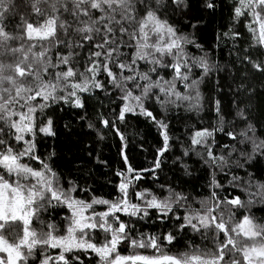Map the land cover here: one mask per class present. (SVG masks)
<instances>
[{
    "label": "snow or ice",
    "instance_id": "obj_1",
    "mask_svg": "<svg viewBox=\"0 0 264 264\" xmlns=\"http://www.w3.org/2000/svg\"><path fill=\"white\" fill-rule=\"evenodd\" d=\"M217 7V0H0V264H84L80 254L88 253L95 264H264V217L253 211L264 205V181L251 173L243 183L239 176L229 181L243 199L220 195L217 189L224 185L215 177L210 195L194 201L170 185H160L159 195L134 190L133 181L160 169V157L169 150V106L188 102L198 110L200 85L218 70L199 42L197 15ZM230 14L232 27L218 33L217 41H233L229 55L264 75V0H230ZM239 24L251 41L243 49L235 44L242 35L235 30ZM190 48L203 54L193 55ZM241 89L255 91L243 82ZM96 90L120 101L113 120L100 116L105 128L127 114L141 115L157 124L163 138L152 168L134 169L123 156L127 167L116 172L119 195L112 199L78 196L90 189L64 180L54 166V150L46 156L38 151L39 138L57 135L55 108L84 110ZM153 103L164 114L159 119L149 108ZM237 116L246 122L239 133L225 132L221 118L217 128L195 130L184 154L199 146L207 155L204 162L222 172L264 156V139L256 136L245 110ZM87 126L104 138L95 123ZM217 131L234 141L239 136L238 143L251 144V151L232 145L227 155L214 154ZM233 153L238 157L230 164ZM150 210L161 225L155 233H138L131 219H122L150 218ZM189 230L200 243L189 237L173 251Z\"/></svg>",
    "mask_w": 264,
    "mask_h": 264
},
{
    "label": "trees",
    "instance_id": "obj_2",
    "mask_svg": "<svg viewBox=\"0 0 264 264\" xmlns=\"http://www.w3.org/2000/svg\"><path fill=\"white\" fill-rule=\"evenodd\" d=\"M218 7L214 10L199 11L197 15L202 18L199 42L209 52L211 60L218 65V70L205 77L200 85L202 99L201 107L198 110L188 108V102L184 106L176 108L169 106L166 114L168 133L170 136L169 150L160 157L161 168L155 173H142L143 179L133 181L134 190L150 189L156 194H161L160 185L171 186L178 192L188 195L189 200H199L210 195L213 177L224 185V190L217 189L220 195H239L245 198L239 188H232L229 181L233 176L241 177L240 183L249 179L251 173L255 180L264 181V156L257 155L256 159L244 168L232 166L231 170L218 168L213 169L204 162L207 155L204 149L197 146L194 150L185 155L190 148V137L198 129H214L220 126L221 118L226 131L239 133L246 127V122L237 116L241 109L245 110L248 119L255 126L256 136L264 139V75L240 65L235 55H229L232 51L233 41L222 38L217 41V35L227 32L232 27L230 14V0H217ZM242 35L235 41L237 47L243 49L248 47L249 34L242 24L236 25ZM193 55H202L196 49H189ZM253 56L258 55V50L250 49ZM247 71V78L244 73ZM199 73L200 70L196 69ZM249 85L255 91L249 94L246 90L237 91L241 83ZM183 90V89H181ZM114 94L96 90L87 100L86 109H74L67 105L55 108L54 123L57 131L55 137H42L38 145V151L47 155L51 151L56 152L54 166L57 171L63 173L64 180L75 181L81 189H90L88 192H78L77 195L90 199L92 196L112 199L119 195L117 185L120 178L116 176L117 171H124L127 167L123 156L128 157V164L134 169H148L158 155V149L162 147L161 129L149 118L141 115L127 114L126 119L121 122L115 120V127L105 128L100 123V116L113 120L117 115L119 99L113 102ZM219 101V114L216 111V102ZM247 105V107H246ZM149 106V105H146ZM63 107V111L60 110ZM157 118L164 115L159 106H149ZM116 111H113V110ZM86 119L81 120V115ZM91 121L101 130L103 139H99L97 132L88 128ZM69 125L65 128V125ZM118 130V131H117ZM225 132H215L213 153L216 155H227L232 145L243 151H251V144L241 145L237 140H232ZM124 139L121 140L120 136ZM212 143V141H209ZM224 145H229L225 148ZM203 155L204 159L201 158ZM238 157L233 153L229 163L232 164ZM243 163V158L240 160ZM67 187V184H65ZM130 198L135 201L131 195ZM166 194V192H165ZM139 203V201H136ZM102 207V206H101ZM61 214L66 209H59ZM183 215V209H177ZM257 217H264V205H257L253 208ZM59 220V216L56 217ZM122 219H131L137 232L155 233L161 230L157 220L156 210H150V218L138 220L122 216ZM165 231L167 228L164 229ZM191 237L197 243L199 238L190 232L181 234V242L173 251L183 248L184 243ZM84 264H95L93 254H80ZM73 264H79L73 261Z\"/></svg>",
    "mask_w": 264,
    "mask_h": 264
},
{
    "label": "rangeland",
    "instance_id": "obj_3",
    "mask_svg": "<svg viewBox=\"0 0 264 264\" xmlns=\"http://www.w3.org/2000/svg\"><path fill=\"white\" fill-rule=\"evenodd\" d=\"M134 202H136V201H134ZM136 203H138V202H136ZM102 208H103V206L102 207L98 206V210H102Z\"/></svg>",
    "mask_w": 264,
    "mask_h": 264
}]
</instances>
